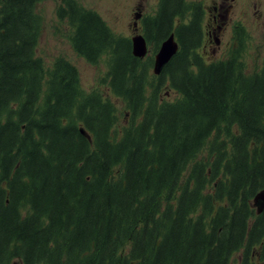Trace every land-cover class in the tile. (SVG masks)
<instances>
[{
  "label": "trees",
  "instance_id": "16d2710c",
  "mask_svg": "<svg viewBox=\"0 0 264 264\" xmlns=\"http://www.w3.org/2000/svg\"><path fill=\"white\" fill-rule=\"evenodd\" d=\"M40 1L0 0V264H264V63L247 73L244 43L202 63L185 30L156 76L153 55L62 0L120 107L64 56L37 54ZM179 5L147 19L150 41Z\"/></svg>",
  "mask_w": 264,
  "mask_h": 264
},
{
  "label": "rangeland",
  "instance_id": "374dc122",
  "mask_svg": "<svg viewBox=\"0 0 264 264\" xmlns=\"http://www.w3.org/2000/svg\"><path fill=\"white\" fill-rule=\"evenodd\" d=\"M61 1L42 0L36 7V11L42 18V28L36 49L37 54L43 57L47 64H50L57 56L66 57L78 68L81 83L86 90L98 89L105 97L114 100L122 107V101L116 98L110 89H108L107 79L109 77V66L106 58L102 57L98 62L92 63L75 51L71 41L72 26L69 21L62 20L57 13ZM78 1L87 7L96 9L112 29L122 35H128L130 33L129 24L132 16L137 12V8L140 9L142 7V10L153 15L157 12L156 9L150 8L154 0ZM241 3L244 4L242 1ZM242 7L241 5L239 8L241 9ZM239 8H236L234 11L237 10L236 13H239ZM252 8H247L249 11H245L243 16V19L252 31V41L246 40L244 42L245 51L242 57L247 66V73L257 71L264 63V19L261 18L260 24L255 27V24L251 22L254 18L253 14H255ZM258 8H260V5H258ZM172 97L173 93H168V98ZM237 263V258L234 257L232 264Z\"/></svg>",
  "mask_w": 264,
  "mask_h": 264
},
{
  "label": "flooded vegetation",
  "instance_id": "af4514ba",
  "mask_svg": "<svg viewBox=\"0 0 264 264\" xmlns=\"http://www.w3.org/2000/svg\"><path fill=\"white\" fill-rule=\"evenodd\" d=\"M162 1L154 0L150 8L158 10ZM180 1L184 3L185 14L179 23L184 22V25L194 32V37L189 38L191 42L189 46L192 44L196 46V51L206 62L222 59L235 44L239 45L243 29L251 34L250 27L243 19L244 12L249 11L247 8L253 7L255 14H253L254 18L251 22L255 24V27L260 24L261 18L264 19V0H241L244 4L239 0ZM241 5L243 7L240 9ZM236 8H239V13H236L237 10L234 11ZM136 14L140 15L138 19L135 18ZM149 15L151 14L142 10V7L137 8V12L132 16L129 24L130 33L128 36L144 34L145 20ZM184 34L186 33L181 31L182 37Z\"/></svg>",
  "mask_w": 264,
  "mask_h": 264
},
{
  "label": "water",
  "instance_id": "95a60500",
  "mask_svg": "<svg viewBox=\"0 0 264 264\" xmlns=\"http://www.w3.org/2000/svg\"><path fill=\"white\" fill-rule=\"evenodd\" d=\"M178 43L175 40V34L172 32L162 43L155 56L154 72L159 74L165 65L177 52ZM147 52L146 40L142 35L133 38V53L136 56L143 57ZM84 131V130H83ZM254 205L258 207V212L264 207V190H261L254 197Z\"/></svg>",
  "mask_w": 264,
  "mask_h": 264
}]
</instances>
